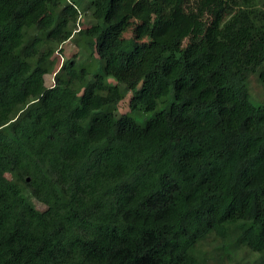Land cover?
Instances as JSON below:
<instances>
[{"label":"trees","instance_id":"obj_1","mask_svg":"<svg viewBox=\"0 0 264 264\" xmlns=\"http://www.w3.org/2000/svg\"><path fill=\"white\" fill-rule=\"evenodd\" d=\"M209 260L264 264V0H0V264Z\"/></svg>","mask_w":264,"mask_h":264},{"label":"rangeland","instance_id":"obj_2","mask_svg":"<svg viewBox=\"0 0 264 264\" xmlns=\"http://www.w3.org/2000/svg\"><path fill=\"white\" fill-rule=\"evenodd\" d=\"M90 21L91 20L87 16H85V17L82 16L81 20L79 22L78 28L88 27L91 24ZM62 49H63L62 56L64 58L69 57L73 53L77 52V48L70 42L64 44ZM57 59L60 62L62 61L61 56H59V58L57 57ZM105 79L110 84L115 83V80L111 77H106ZM51 84H52V75L45 76V85L50 86ZM248 84H249V89H250V102L255 104V105L262 104L261 102H263V95L261 93V88H260L259 84L257 83L256 78L253 76L250 77ZM127 99H128V96H126L125 99L120 103L117 111L115 112L117 115L116 117H118V115H120V114L129 112V109L127 106ZM158 109H159V107L155 111H157ZM155 111L134 112L131 114V116L133 117V119L136 123L143 124L144 122H146L148 119H150L154 115ZM37 209H42V208L40 206H37ZM213 246H216V242L214 239L207 240L204 243V246L202 248L203 249H210ZM206 264H216V260H209Z\"/></svg>","mask_w":264,"mask_h":264}]
</instances>
